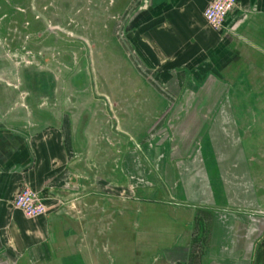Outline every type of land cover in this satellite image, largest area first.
I'll return each mask as SVG.
<instances>
[{
  "label": "rangeland",
  "instance_id": "rangeland-1",
  "mask_svg": "<svg viewBox=\"0 0 264 264\" xmlns=\"http://www.w3.org/2000/svg\"><path fill=\"white\" fill-rule=\"evenodd\" d=\"M194 1L205 7L206 0L184 5ZM148 6L149 0H0V122L12 114L14 123L36 113L49 117L45 110L69 105L82 110V132L91 123L98 130L102 159H94L92 172L94 186L104 175L102 197L61 211L73 233L61 236L60 249L77 254L64 258L60 251L56 263L264 264V17L251 8L250 25L260 32L250 35L253 47L242 58L251 66L245 63V80L232 81L230 96L197 91L203 77L212 83L213 66L186 69L219 41L202 12H160L133 34ZM145 82L165 100L179 103L188 94L189 104L221 110L199 114L203 123L190 111L182 128L171 119L149 122L138 105L158 104V96H147ZM177 84L184 89L178 98ZM178 133L206 135L196 139L190 160L174 144Z\"/></svg>",
  "mask_w": 264,
  "mask_h": 264
},
{
  "label": "crops",
  "instance_id": "crops-1",
  "mask_svg": "<svg viewBox=\"0 0 264 264\" xmlns=\"http://www.w3.org/2000/svg\"><path fill=\"white\" fill-rule=\"evenodd\" d=\"M185 1L149 0L148 8L139 11L142 13H139L137 25L132 29L133 34L140 23L155 17L160 12H176L181 9L185 16L190 17L199 12L203 13L211 0H206L205 7L202 4L198 5L196 1L191 6L184 5ZM245 1L248 2L246 8ZM238 3L239 10L227 19L223 32L218 36L219 41L211 52L207 55H199L185 64L188 68L191 67L190 69L186 67L189 72L206 64L218 71L217 74H209L212 83L208 85H205L208 77H203L197 91L205 92L208 89L211 92V90L220 89L226 90L227 95L232 96V92L236 90L232 81L239 80L240 77L246 79V66L251 64L242 57L245 58L246 50L253 47L250 35L254 30L260 32V29L256 28V30L250 25L251 13H253L251 8L256 5L263 7L264 0H238ZM256 15L264 17L263 9ZM237 47L244 50V53L239 52ZM139 56L144 62L147 61V64L150 63L141 52ZM241 60L244 61L242 66ZM232 75L235 77L233 78ZM175 79L173 78L172 81ZM145 85L148 89L150 88L146 89L147 96L152 98L158 96V102L156 101L158 104L138 105L140 111L148 117L149 122L171 119V122L176 124L175 127L182 128V120L187 119L185 114L190 111L197 113L194 115L196 122L203 123V115L199 114H204L205 111L215 114L221 110L220 105L189 104L186 98L188 94H184L179 103L175 100H165L163 96L156 94L157 90L148 82H145ZM174 89L175 97L176 95L177 98L182 97L181 93L184 90L182 86L179 87L177 84ZM68 109L74 110L68 111ZM43 113H48L49 117L37 116L36 113L31 118H21L20 123H14L10 120L18 119V116L12 114L9 121L0 122V264H66L65 259H60L58 263L55 259L57 256L60 257L59 252L63 251L60 249L61 236L68 235L71 239V233H73L69 220L59 216L61 211L85 204L94 195L102 197L101 191L104 190L102 173L98 176L101 178V184L94 186L93 183V161L102 159L97 139L98 130L94 128V124H88L83 132L80 130L79 120L82 110L77 106L57 105ZM122 118L116 117V123L118 134L124 135V129L121 127ZM164 126L163 122L162 127ZM203 127L204 125H201V130ZM81 136L84 141L79 140ZM193 136L203 141L206 135L196 133ZM177 137L174 139V144L179 146L180 156H186V159L190 160L187 156L196 152V139L191 136L181 138L180 133ZM114 138L118 139L112 136V139ZM131 139L134 142L137 141L135 137ZM116 143L119 144L117 140ZM135 144H142V142L139 140ZM177 174L174 171V177H177ZM189 185L192 186V184ZM23 188L31 189L44 200L49 210L46 217L26 219L12 206L14 197ZM63 252L64 258L77 254L76 249L74 254L67 253L66 248Z\"/></svg>",
  "mask_w": 264,
  "mask_h": 264
},
{
  "label": "built area",
  "instance_id": "built-area-1",
  "mask_svg": "<svg viewBox=\"0 0 264 264\" xmlns=\"http://www.w3.org/2000/svg\"><path fill=\"white\" fill-rule=\"evenodd\" d=\"M238 10V0H211L205 7L202 17L211 30L220 34L227 19ZM12 206L30 220L44 218L49 212L44 200L29 188H23L16 194Z\"/></svg>",
  "mask_w": 264,
  "mask_h": 264
},
{
  "label": "water",
  "instance_id": "water-1",
  "mask_svg": "<svg viewBox=\"0 0 264 264\" xmlns=\"http://www.w3.org/2000/svg\"><path fill=\"white\" fill-rule=\"evenodd\" d=\"M255 8H256L255 11H257V12H261V9H263V11H264V6L261 7V6L256 5ZM136 50H137V52L140 54L139 50H138V49H136ZM143 95H144V92L142 93V96H143ZM148 100H149V99H148ZM113 120H115V119L113 118Z\"/></svg>",
  "mask_w": 264,
  "mask_h": 264
}]
</instances>
